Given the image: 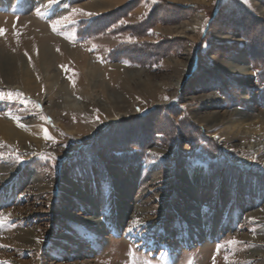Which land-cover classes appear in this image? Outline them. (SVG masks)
<instances>
[{"label": "rangeland", "instance_id": "374dc122", "mask_svg": "<svg viewBox=\"0 0 264 264\" xmlns=\"http://www.w3.org/2000/svg\"><path fill=\"white\" fill-rule=\"evenodd\" d=\"M42 39L63 90L0 73V264H264V0H0L1 57Z\"/></svg>", "mask_w": 264, "mask_h": 264}, {"label": "bare ground", "instance_id": "6f19581e", "mask_svg": "<svg viewBox=\"0 0 264 264\" xmlns=\"http://www.w3.org/2000/svg\"><path fill=\"white\" fill-rule=\"evenodd\" d=\"M39 42H40L39 43V45H40L39 49L36 52L32 53V55L30 56V59H29L31 62L33 61L32 63L37 64L33 68V72L36 75L32 76L33 72H30L29 69L24 65L22 58H20V57H18V58L13 57L12 58L11 56H6V55H3L2 57L0 56V73H1V75H3V78H4V80H6V82H14V83L22 82V85H18V84L14 85L17 88L23 87V88H26L29 90H34V89L38 88V86L40 84H43L44 86H46V88L47 87L48 88H56L59 91L63 90L64 86L62 84H59L56 80H54V75H51L49 72V67H50V64L52 61V57L49 53V50H48L49 48L45 44L46 41L44 42L42 39ZM72 49H71V51H68V53H70L71 56L75 59L81 58V54L74 51L75 49L72 51ZM84 61H86V58L84 59ZM41 67H42V69H41ZM235 69L237 71L242 72L245 68L242 67V68H240V70H238V67H237ZM86 71L88 74L89 70L86 69ZM35 76L41 77V82L39 84L36 83ZM61 98L63 100V104H62L63 107H77V108L83 107L82 103L74 97H71L69 95H64V96H61ZM110 99L114 100L113 102L115 103L119 100V97L118 96H111ZM116 105H117V103H116ZM228 128L230 130L235 129V131L241 132V134L242 133L244 134L246 132L242 129L243 125L239 121L237 123H233L232 125H229ZM22 133H24L22 129H16L15 127H13L9 123L0 122V135H2L3 138L11 139V140L22 139L24 136ZM204 176H205V167L203 165H200L197 167V170L194 173V177H204ZM85 197H87V195ZM141 211L142 210H140V212ZM259 219L264 221V214H260ZM190 221H192V220H190ZM144 222L145 221L143 220V223ZM262 244L264 245V234L262 237ZM260 254L262 255V257L264 256V247L260 250Z\"/></svg>", "mask_w": 264, "mask_h": 264}, {"label": "snow or ice", "instance_id": "6c2138e0", "mask_svg": "<svg viewBox=\"0 0 264 264\" xmlns=\"http://www.w3.org/2000/svg\"><path fill=\"white\" fill-rule=\"evenodd\" d=\"M88 15H91V14H88Z\"/></svg>", "mask_w": 264, "mask_h": 264}]
</instances>
